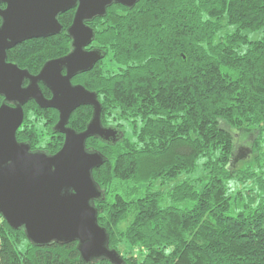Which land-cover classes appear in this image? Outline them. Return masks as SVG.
I'll return each mask as SVG.
<instances>
[{
	"label": "trees",
	"instance_id": "16d2710c",
	"mask_svg": "<svg viewBox=\"0 0 264 264\" xmlns=\"http://www.w3.org/2000/svg\"><path fill=\"white\" fill-rule=\"evenodd\" d=\"M74 14L8 61L37 74L67 55ZM88 25L105 57L73 82L96 93L103 126L121 135L86 144L106 158L93 179L109 248L123 264H264V0H140ZM92 114L79 107L68 126L81 132ZM58 121L30 101L17 140L54 155ZM0 264L113 263H86L78 242L36 245L0 214Z\"/></svg>",
	"mask_w": 264,
	"mask_h": 264
},
{
	"label": "water",
	"instance_id": "95a60500",
	"mask_svg": "<svg viewBox=\"0 0 264 264\" xmlns=\"http://www.w3.org/2000/svg\"><path fill=\"white\" fill-rule=\"evenodd\" d=\"M139 1L0 0V214L12 229L23 228L36 245L78 242L86 263L106 258L123 264L121 255L109 248L108 233L99 225L94 205L102 193L93 171L106 158L86 147L91 137L115 142L121 135L103 126L96 93L72 80L93 70L105 57L102 50L87 49L95 39L88 23L104 17L114 4L133 8ZM73 9V21L66 30L72 50L67 55L47 61L37 74L8 61V50L17 45L61 34L59 17ZM41 83L51 98L44 95ZM30 101L59 113L54 130L65 140L54 155L32 151L29 144L17 140L24 106ZM82 106L91 107L93 114L86 129L78 132L68 123Z\"/></svg>",
	"mask_w": 264,
	"mask_h": 264
},
{
	"label": "rangeland",
	"instance_id": "374dc122",
	"mask_svg": "<svg viewBox=\"0 0 264 264\" xmlns=\"http://www.w3.org/2000/svg\"><path fill=\"white\" fill-rule=\"evenodd\" d=\"M251 35V37L253 38V39H256V38H258L259 37V33H254V34H250ZM127 130H128V134H129V129L128 128H126ZM246 151H247V149L246 148H242L241 149V152H242V154H243V152L244 153H246ZM248 155V154H247ZM248 159V158H247ZM243 165V164H242ZM195 177V172L194 173H192V174H190L189 176H187V175H184L183 176V178H189V179H192V178H194Z\"/></svg>",
	"mask_w": 264,
	"mask_h": 264
},
{
	"label": "flooded vegetation",
	"instance_id": "af4514ba",
	"mask_svg": "<svg viewBox=\"0 0 264 264\" xmlns=\"http://www.w3.org/2000/svg\"><path fill=\"white\" fill-rule=\"evenodd\" d=\"M1 22H2V20H1V18H0V25H1ZM92 45H90L89 47H87V49L88 50H92V49H95L94 47H91ZM63 73H65V70L63 71ZM75 78V77H74ZM74 78H73V80L72 81H74ZM74 83V82H73ZM25 84H27V81H26V83ZM74 84H76V83H74ZM41 85V89L43 88V87H45L42 83L40 84ZM46 88V87H45ZM49 90V89H48ZM42 91H43V89H42ZM45 95V94H44ZM46 96V95H45ZM47 98H51L52 97V94H51V92L49 91V96H46Z\"/></svg>",
	"mask_w": 264,
	"mask_h": 264
}]
</instances>
